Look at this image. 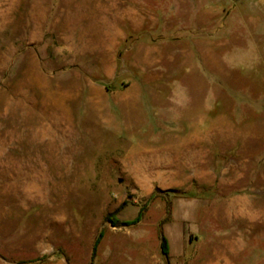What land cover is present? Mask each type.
<instances>
[{
  "label": "rangeland",
  "instance_id": "1",
  "mask_svg": "<svg viewBox=\"0 0 264 264\" xmlns=\"http://www.w3.org/2000/svg\"><path fill=\"white\" fill-rule=\"evenodd\" d=\"M160 228L171 264H264V0H0V264L101 230L93 264H166Z\"/></svg>",
  "mask_w": 264,
  "mask_h": 264
},
{
  "label": "trees",
  "instance_id": "2",
  "mask_svg": "<svg viewBox=\"0 0 264 264\" xmlns=\"http://www.w3.org/2000/svg\"><path fill=\"white\" fill-rule=\"evenodd\" d=\"M154 198V195L151 196L150 200ZM146 204L144 206H142L137 214V216L132 219V220H127V221H121L117 216H116V211L111 212L110 214H108L106 216V221L112 223L113 225H121V224H128V225H133V224H137L143 217L144 212L146 210ZM170 219V205L168 204L167 207V214L165 215L164 218H162V220L160 221V224L162 225L163 223H165L166 221H168ZM104 234V231L101 230L99 232V234L96 236L95 238V242L93 245V252H92V257H91V262L90 264H93V259L95 257V253H96V248L98 243L100 242L102 236ZM159 235H160V247H161V252L165 258L166 264H171L170 263V255H169V241L166 237V235L164 234L162 228H160L159 230Z\"/></svg>",
  "mask_w": 264,
  "mask_h": 264
},
{
  "label": "crops",
  "instance_id": "3",
  "mask_svg": "<svg viewBox=\"0 0 264 264\" xmlns=\"http://www.w3.org/2000/svg\"><path fill=\"white\" fill-rule=\"evenodd\" d=\"M2 158L7 160L6 162H4V164L7 166L9 173L24 174L26 165L25 152H3Z\"/></svg>",
  "mask_w": 264,
  "mask_h": 264
},
{
  "label": "bare ground",
  "instance_id": "4",
  "mask_svg": "<svg viewBox=\"0 0 264 264\" xmlns=\"http://www.w3.org/2000/svg\"><path fill=\"white\" fill-rule=\"evenodd\" d=\"M149 159L145 157H140V158H137L135 161H134V166L137 167L138 169H143L145 168L146 166H149Z\"/></svg>",
  "mask_w": 264,
  "mask_h": 264
}]
</instances>
